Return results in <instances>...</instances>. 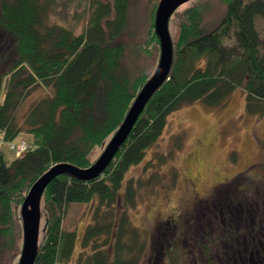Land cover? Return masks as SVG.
<instances>
[{"label":"trees","instance_id":"16d2710c","mask_svg":"<svg viewBox=\"0 0 264 264\" xmlns=\"http://www.w3.org/2000/svg\"><path fill=\"white\" fill-rule=\"evenodd\" d=\"M87 1L85 28L76 34L75 26L51 21L50 0H0V140L25 134L31 145L11 160L0 148V258L17 234L21 238L18 208L32 185L56 164L88 168L97 159H89L91 151H103L155 70L144 62L159 54L153 27L159 0L146 40L134 50L125 40L132 0ZM219 2L223 14L214 23L205 20L202 0L172 14L168 80L103 173L87 182L64 174L47 185L34 264H69L78 222L66 227L68 210L93 201L76 264H264V187L250 196L242 190L238 202L231 197L240 187L237 194L217 187L210 201L183 217L181 228L165 221L151 232L140 230L126 211L134 207L135 191L132 181L123 187L125 175L156 144L171 113L195 103L218 109L242 89L245 115L264 118V39L255 28V18L264 19V0ZM36 89L45 96L19 116Z\"/></svg>","mask_w":264,"mask_h":264},{"label":"rangeland","instance_id":"374dc122","mask_svg":"<svg viewBox=\"0 0 264 264\" xmlns=\"http://www.w3.org/2000/svg\"><path fill=\"white\" fill-rule=\"evenodd\" d=\"M249 1L251 0H244V3ZM50 2L55 10V15L50 16L51 21L75 26L76 34L83 31L88 16L87 0ZM202 3L207 22L220 20L223 6L219 0H202ZM155 4L156 0L131 1L129 26L125 37L131 50L146 40L152 19L151 11ZM168 28L172 36L174 29L170 23ZM255 28L260 38L264 39V19L256 17ZM132 59L130 61H135L134 57ZM136 60L142 64L144 62L143 58ZM157 61L158 58L150 57L145 59L144 64L148 62L147 69H152L156 67ZM44 96L45 93L40 89L31 92L22 104L19 116L32 102ZM244 105V92L237 89L218 109H206L195 103L167 117L165 128L156 144L147 150L144 159L131 167L125 175L123 187H126L128 181H132L135 191L134 207L126 210L132 225L151 232L159 224L173 221L181 228L183 217L198 203L210 201L213 196L211 193L217 187H224L226 191L230 186V190L235 193L241 188L237 195L231 197L236 202L240 200L243 191H246L245 195L250 196L264 187V118L246 116ZM29 140V136L22 134L12 142H4L0 148L5 158L11 160L21 155H18L17 147L22 141L31 148ZM177 142H180L179 147L175 146ZM11 143L15 148L9 146ZM101 151L99 148L93 149L89 159L94 161ZM160 156L164 157V163L159 161ZM173 173L176 175L174 183L171 182ZM120 204L123 206L122 199ZM95 206L96 202L93 201L88 205H72L68 210L66 227L72 228L78 222L77 240L69 264H76L81 251L80 232L82 231V237L85 226L91 222ZM19 209L20 207L18 212ZM121 209L118 206L116 219ZM20 237L19 239L17 234L11 246L2 253L0 264H17L21 251L22 229Z\"/></svg>","mask_w":264,"mask_h":264},{"label":"water","instance_id":"95a60500","mask_svg":"<svg viewBox=\"0 0 264 264\" xmlns=\"http://www.w3.org/2000/svg\"><path fill=\"white\" fill-rule=\"evenodd\" d=\"M191 0H159L154 13V33L159 42V56L154 72L136 95L119 128L110 138L97 159L85 169L61 163L51 167L30 188L20 209L22 244L17 264H34L40 230V201L47 185L60 175H70L80 181L100 176L125 142L144 107L156 91L168 80L173 63V43L169 20L180 6Z\"/></svg>","mask_w":264,"mask_h":264},{"label":"built area","instance_id":"2783aa9c","mask_svg":"<svg viewBox=\"0 0 264 264\" xmlns=\"http://www.w3.org/2000/svg\"><path fill=\"white\" fill-rule=\"evenodd\" d=\"M4 143V141L3 140H0V146L2 145ZM11 148H15V145H13L12 143H11V145H9ZM20 146V147H19ZM19 146L17 147V150H18V155H20V154H23L24 152H26V151H28L29 149H30V146L26 143V142H24V141H22L20 144H19Z\"/></svg>","mask_w":264,"mask_h":264},{"label":"crops","instance_id":"0c3cea01","mask_svg":"<svg viewBox=\"0 0 264 264\" xmlns=\"http://www.w3.org/2000/svg\"><path fill=\"white\" fill-rule=\"evenodd\" d=\"M82 232V231H81ZM81 232H80V238H81ZM79 242H80V240H79Z\"/></svg>","mask_w":264,"mask_h":264}]
</instances>
